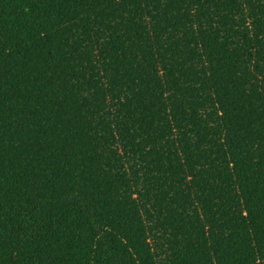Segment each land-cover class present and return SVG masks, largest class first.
<instances>
[{"label":"trees","instance_id":"1","mask_svg":"<svg viewBox=\"0 0 264 264\" xmlns=\"http://www.w3.org/2000/svg\"><path fill=\"white\" fill-rule=\"evenodd\" d=\"M0 264H264V0H0Z\"/></svg>","mask_w":264,"mask_h":264}]
</instances>
